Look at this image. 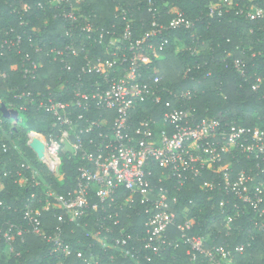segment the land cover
<instances>
[{"label":"built area","instance_id":"1","mask_svg":"<svg viewBox=\"0 0 264 264\" xmlns=\"http://www.w3.org/2000/svg\"><path fill=\"white\" fill-rule=\"evenodd\" d=\"M73 1L81 3V0H50L47 3L50 8L57 9L55 20L68 24L56 44L48 46L42 40L35 44L32 36L17 33L14 28L5 33L0 43V57L8 54L20 56L21 71L32 80L38 78L46 60L70 75L77 72L76 77L62 78L59 94L65 99L54 96L51 91L39 92L36 98L33 92H18V89L14 90V98L27 99L50 117L52 129L48 135L30 132L27 144L31 150L30 145L35 141L44 146L43 157L48 165L38 160L55 177L62 179L64 156L81 162L71 198L67 200L47 186L39 197V203L45 202L40 208L34 205L38 196L33 193L23 211L29 230L20 224L0 222V242L14 254V235L20 238L29 231L50 243L53 253L66 257L72 255L73 248L67 243L63 228L44 234L42 211L51 209L53 198L70 221L81 224V219L86 221L99 214L93 224V238L104 248L120 249L139 264L142 258L152 263L166 247H178L180 242L188 247L192 264H234L235 254L244 253L245 246L207 248L204 237L191 236L193 223L191 220L177 223L178 216L172 206L178 203V199L171 196L170 188L165 184L175 182L173 187L179 190L206 173H213L218 177L204 181L201 187L213 190L223 184L226 191L263 219L256 224L264 229V181L259 182L252 170H241L234 178V165L228 161L236 159L238 154L249 160L264 161V129L234 121L200 120L195 108L189 106L194 96L191 90L175 92L164 87L159 76L150 77L144 71L154 60L160 59L161 52L169 44L164 38L166 31L194 26L182 14L167 26L161 24L159 13L150 1L151 28L136 38L133 19L126 10L122 11L124 27L119 31L115 23L107 29L97 25L95 15L80 19ZM234 1L237 0H220L212 4L210 17L221 16L223 5H232ZM38 7L44 9L43 4ZM21 10L29 14L31 5L22 4ZM247 16L251 20L262 19L264 10L252 6ZM20 25L25 27L28 23L21 21ZM25 45L32 51L24 50ZM97 48L100 50L94 54ZM234 67L246 77L242 60L236 59ZM262 83L263 80L258 79L253 90L257 91ZM20 107L25 110V106ZM7 109L15 110L13 107ZM139 113H142L141 117H138ZM67 143L72 152L65 151ZM13 149L17 150V146L12 147L0 140V150L4 154ZM26 170L31 171L30 179ZM11 174L22 187L45 184L38 179L41 173L29 159H24ZM0 206H4L2 200ZM126 208L147 218L145 238H134L141 246L134 245L133 237L121 227L119 218ZM58 219L61 225L65 224L63 216ZM87 222L83 227H87ZM231 222L229 218L227 224ZM117 228L119 234L114 236ZM173 229L179 239L172 237ZM77 257L81 259L83 254L79 252Z\"/></svg>","mask_w":264,"mask_h":264},{"label":"trees","instance_id":"2","mask_svg":"<svg viewBox=\"0 0 264 264\" xmlns=\"http://www.w3.org/2000/svg\"><path fill=\"white\" fill-rule=\"evenodd\" d=\"M49 1L0 0V43L5 33L14 28L17 33L32 36L35 44L41 40L48 46L56 44L68 24L54 19L57 9L50 8L47 5ZM150 1L159 13V23L167 26L173 18L182 14L194 26L191 29L179 28L165 32L164 38L169 40V44L161 52L160 59L154 60L144 70L147 75L159 76L162 85L175 92L191 90L194 96L189 106L195 108L200 120L234 121L243 126L264 129V18L251 20L247 16L252 6L264 10V0L234 1L232 5H223V14H216L213 18L209 15L210 7L220 0H81L80 4L73 3L80 19L95 15L99 27L110 29L116 23L119 31L124 27L122 11L126 10L133 19L134 34L138 38L151 28L152 15L148 12ZM22 4L31 5L29 14L21 10ZM39 4H43L44 9H40ZM21 21L28 25L22 27ZM23 49L32 51L27 45ZM99 50L97 48L93 53L96 54ZM236 59L245 63V78L234 67ZM45 62L38 78L32 80L21 71L20 56L8 54L0 57V140L12 147L17 146V150H10L6 154L0 150V200L4 204L3 207L0 206V222L20 224L26 230H29V226L23 218V211L32 194L38 196L34 199V205L40 208L45 202L39 203V197L47 186L68 200L73 195L81 165L78 159L64 156L62 179H59L38 160L27 144L30 132L48 135L52 129L51 119L36 104H30L27 99H15L14 90L31 91L36 98L39 97V92L51 91L54 96L65 99L59 94L62 80L77 75V72L70 75L57 64H51L47 60ZM258 79H262L263 83L255 91L253 85ZM2 104L13 107L19 114L18 118L4 117ZM20 106H25V110H21ZM155 108L162 109L161 106ZM13 120L14 125L11 124ZM24 159H29L41 173L38 179L45 184L22 187L16 182L11 172L14 173L16 166L24 162ZM228 161L234 165V178L241 170H252V175H256L259 182L264 181V173L261 172L264 170V161L249 160L243 154ZM26 171L30 179L31 171ZM217 177L208 172L179 190L174 189L175 182L165 184L170 188L171 196L178 199V203L172 206L178 216L177 223L191 220L193 228L190 235L204 237L207 248L225 246L234 249L244 245V253L235 254L234 264H264V229L256 224H260L263 219L236 199L235 195L226 191L223 184L213 190L201 187L204 181H212ZM51 203L49 211H42L44 234L49 235L58 228L62 231L63 228L64 237L72 245L73 254L68 257L55 254L50 243L43 237L26 231L20 238L14 235V254L9 253L5 243L0 242V264H88L95 261L100 264H139L125 256L120 249L104 248L93 238V224L99 214L92 215L86 221L81 219L80 224L70 221L67 213L53 198ZM60 216L64 217L65 224L61 225L59 222ZM229 218L232 222L228 225ZM119 219L121 227L126 228V233L133 237L132 243L141 246L135 239L146 236V216H138L133 210L126 208ZM86 222L87 227H83ZM118 234L117 228L114 236ZM171 235L175 239L180 237L175 229ZM187 251L188 247L180 242L178 247H166L159 257L153 258L152 263L142 258L141 264H192ZM79 252L83 254L81 259L77 257Z\"/></svg>","mask_w":264,"mask_h":264},{"label":"water","instance_id":"3","mask_svg":"<svg viewBox=\"0 0 264 264\" xmlns=\"http://www.w3.org/2000/svg\"><path fill=\"white\" fill-rule=\"evenodd\" d=\"M1 111H2V113L4 115V117H6V118L13 117V118H16L17 119L18 116H19V114H18L17 111L8 110L7 107H6V105H4V104H2V106H1ZM72 140H74V138H72ZM30 147L36 153L37 158L39 160H42L45 164L48 165V162L43 157V154H44V146L41 145L40 143H38L37 141H35V142H33L30 145ZM65 151L66 152H68V151L72 152V149H71V147H70V145L68 143L65 145ZM56 171L58 172L59 169L57 168Z\"/></svg>","mask_w":264,"mask_h":264},{"label":"rangeland","instance_id":"4","mask_svg":"<svg viewBox=\"0 0 264 264\" xmlns=\"http://www.w3.org/2000/svg\"><path fill=\"white\" fill-rule=\"evenodd\" d=\"M11 124L14 125V124H15V120H13V121L11 122Z\"/></svg>","mask_w":264,"mask_h":264}]
</instances>
